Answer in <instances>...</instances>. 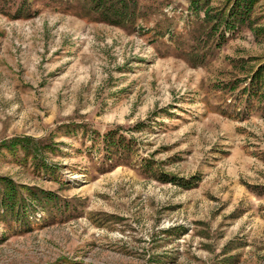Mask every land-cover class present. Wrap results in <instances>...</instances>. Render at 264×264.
Listing matches in <instances>:
<instances>
[{
  "label": "rangeland",
  "instance_id": "rangeland-1",
  "mask_svg": "<svg viewBox=\"0 0 264 264\" xmlns=\"http://www.w3.org/2000/svg\"><path fill=\"white\" fill-rule=\"evenodd\" d=\"M232 4L0 0V264H264V0Z\"/></svg>",
  "mask_w": 264,
  "mask_h": 264
},
{
  "label": "trees",
  "instance_id": "trees-1",
  "mask_svg": "<svg viewBox=\"0 0 264 264\" xmlns=\"http://www.w3.org/2000/svg\"><path fill=\"white\" fill-rule=\"evenodd\" d=\"M91 1H92V3L94 2L95 4H98V6H100L102 4H106V6H109V7H111L112 4L118 5L119 11H117V9L113 10L112 15L115 14L114 16L120 15L119 12H122L121 9H124L125 5L128 4V2H130V3L135 2V0H91ZM249 1L250 0H234L235 5L234 4L231 5L232 6L230 8L231 12H232V10H234V8H238L239 6H241V8L244 9V11H246ZM201 2H204V5L207 4V0H189L190 6L194 9L198 8V6L200 5ZM204 10H206V9H204ZM102 12L105 14V16H107L106 11L102 10ZM218 17H220V16H218ZM116 18H118V17H116ZM222 22L226 23V14L223 15ZM5 189H6V191L3 192L2 197L0 196V202H6L13 195V193H12L13 186L8 184V187L5 186ZM5 198H7V199H5ZM10 200H12V199H10ZM10 202H12V201H10ZM8 205L11 206L12 203H10Z\"/></svg>",
  "mask_w": 264,
  "mask_h": 264
}]
</instances>
